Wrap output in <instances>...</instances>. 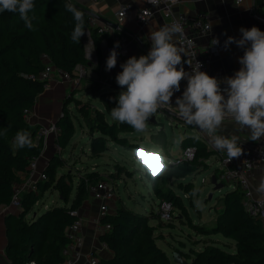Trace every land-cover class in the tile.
<instances>
[{
	"label": "trees",
	"instance_id": "16d2710c",
	"mask_svg": "<svg viewBox=\"0 0 264 264\" xmlns=\"http://www.w3.org/2000/svg\"><path fill=\"white\" fill-rule=\"evenodd\" d=\"M256 1L258 3L259 0ZM66 3L84 13V27L90 28L101 60V41L102 38L108 37V33H100V24L92 25L86 9L77 3L70 0H35V8L29 13L30 16L36 17L33 20L35 31L25 28L24 21L17 13H0V206L11 202L14 185L22 181V173L28 170V163L39 155L42 147L35 142L38 126H32L28 122L24 110L32 109L38 96L45 90L46 81L38 76L44 66L43 56L47 55L55 66L72 74L77 64H86L83 39L78 43L71 39L75 21L72 14L65 9ZM108 41L112 43V38L108 37ZM103 76L109 89L101 91L99 98L104 107L112 109L117 104L113 98L126 89L116 83V76L107 72H104ZM151 120L150 118L151 123L156 122ZM56 125L59 128L55 138L56 144L65 149L75 134L72 115L62 113L56 119ZM24 131L30 133L34 147L18 148L13 145L12 139L18 132ZM100 131V134L92 135L91 150L95 154L107 149L106 136L119 145H124L126 139L119 133L134 129L113 120L107 126H102ZM159 131L161 132L155 143L165 147L167 136L164 130ZM193 137L186 139L184 145L195 146L199 152L197 158L172 166L168 172L169 177L182 179L200 171L201 166L209 167L207 159L212 152L200 142L201 140ZM118 169L122 170L121 166H118ZM46 172L48 178L38 182L39 191L53 187L59 190L63 198L68 197L74 186L66 185L65 175L56 179L55 171L51 167H46ZM88 177V181L84 178L76 184L69 208L49 207L31 222L26 221L24 216L35 202L32 197L36 192H24L20 210L17 213L7 212L5 217L7 254L12 264H29L31 261L35 264H61L65 261L63 249L70 242L65 230L79 217V214L73 215L70 211H79L82 202L90 194L88 182L92 180V174ZM160 178H163L162 173L156 174L152 182L160 200H171L174 205L184 210L185 205L177 193L165 192L160 188ZM221 199L222 209L217 212L213 225L190 223L197 234L205 237V243L203 249L193 250L194 256L189 264H264V225L261 220L245 210L242 188L234 187ZM148 219L149 215L125 204L104 216L103 222L110 223L111 228L102 232L100 239L107 243L114 254L110 259L99 257V264H177L157 245V239L162 235H155L158 227L150 224ZM217 233L231 238L225 245L229 248L235 247V250L222 246L220 240L212 237ZM175 251L184 254L180 248H174L173 253Z\"/></svg>",
	"mask_w": 264,
	"mask_h": 264
},
{
	"label": "rangeland",
	"instance_id": "374dc122",
	"mask_svg": "<svg viewBox=\"0 0 264 264\" xmlns=\"http://www.w3.org/2000/svg\"><path fill=\"white\" fill-rule=\"evenodd\" d=\"M115 75V73L113 74ZM54 81L44 91L48 92L51 110L49 118L54 121L62 113L67 112L73 117L75 123V134L70 144L61 149L55 140L49 142L48 148L43 152L41 147L39 159L44 167H51L55 171V178L65 175L66 185L74 186L71 194L63 198L58 189L50 188L45 191H35L32 197L35 202L31 205L29 212L24 216L26 221L31 222L40 217V215L49 207L62 206L69 208L72 204V198L76 191V184L85 178L89 180L88 175L92 174V180L88 183L91 185L100 179H107L112 182L115 187L116 198L111 201L110 212H113L118 206L125 204L137 211L149 215V223L157 225L155 235H162L157 239V245L164 249L166 253L173 259L174 248L183 250L184 258L189 262L193 258V250H201L204 248L203 235L197 234L191 227V222L200 223L206 226L214 224L215 216L222 209L223 201L221 197L229 190L234 189L233 183L224 182V187L215 189L211 183L213 172L221 173L222 166L218 159L217 150L201 139L199 129L188 125L181 118L168 116L163 110L158 111L151 119L156 122L148 121V128L145 132L140 133L134 131L120 132V136H124L126 144L119 145L116 141L107 138V149L99 154H95L91 150L92 135L100 134L102 126H107L113 121L110 112L100 101L101 91L108 90L109 87L104 82H99L96 78L91 80L89 86L85 83L75 85L69 81H61L58 76H54ZM104 84V85H103ZM49 121V122H51ZM56 121V120H55ZM32 125V124H31ZM36 126V125H32ZM100 128V130H95ZM159 130L167 136V145L164 149L163 156L160 154H146L141 151L137 159L143 160L144 164L156 174H163V178L159 179V186L165 192L177 193L181 201L185 205L183 210L180 206L174 205V217L169 221L161 219L159 214L160 198L155 189L145 183L141 178V173L137 171L136 162L132 158V149L138 148L139 145H158L155 139L159 136ZM158 133V134H157ZM156 134V135H153ZM204 134V133H202ZM201 135V136H200ZM56 138V135H53ZM199 137L198 140L212 152L207 159L208 168H202L198 172L189 174L179 179L175 176L169 177V168L161 170V163L164 158L175 161V158L182 155L185 147L184 141L190 137ZM183 137L180 143H176L178 139ZM193 137V138H194ZM205 138H208L207 136ZM15 137L12 139L13 145ZM211 144V143H210ZM211 146V147H210ZM199 152H195V156L191 161L197 158ZM150 157L154 159L155 165H150ZM29 165V163H28ZM121 166L122 170L118 169ZM147 176L146 173H143ZM186 187V188H185ZM185 188V189H184ZM193 192L196 194L193 195ZM87 200V201H86ZM82 202L87 204L88 208H94L96 205L92 201L89 194L87 199ZM202 201V206L197 207L195 201ZM98 207L96 206V209ZM79 216L80 211H79ZM100 218V211L97 209V220ZM91 224V219L85 221ZM103 218H100L98 225H95L96 242H101L102 250L96 251L100 258L110 259L113 256L112 249L100 239L103 230ZM97 228V229H96ZM213 238L220 240V244L234 251L235 247H227L225 244L231 238L225 237L221 233L213 234ZM99 242V243H100ZM90 252V251H89ZM88 252V253H89ZM87 253V254H88ZM87 264V263H86Z\"/></svg>",
	"mask_w": 264,
	"mask_h": 264
},
{
	"label": "clouds",
	"instance_id": "9594fccd",
	"mask_svg": "<svg viewBox=\"0 0 264 264\" xmlns=\"http://www.w3.org/2000/svg\"><path fill=\"white\" fill-rule=\"evenodd\" d=\"M34 8L35 0H0V13H17L24 21L25 28L32 31L36 30L33 24L36 17L29 13ZM65 9L72 14L75 21L71 39L78 43L86 35L84 13L70 3L65 4ZM239 31L241 37L237 39L229 36L224 42V48L235 44L243 49V56L238 58L241 67L233 76L223 80L201 71L203 65L200 62L196 61L193 67L191 61L183 59L187 53L175 43V38L184 37V29L180 23L174 22L152 31L149 34L151 48L147 55L139 58L132 56L120 65L122 71L115 79L126 90L113 98L117 104L111 109V118L143 133L148 128L149 119L158 111H173L186 124L204 133L216 150L226 152L229 160L239 158L244 154L239 137L221 134L226 119L233 121L238 130H246L252 142L264 138V31L256 26L241 27ZM211 44L219 45V39L213 38ZM118 47L119 42H116L106 59L107 71L117 65ZM184 64L189 65L191 71H186ZM182 80H186L187 84L182 96L176 97L173 107L172 97L175 92L180 91ZM221 84L226 87L222 89ZM196 138L199 139L198 136ZM182 139L183 137L176 143H180ZM14 143L18 148L35 146L30 133L26 131L18 132ZM131 151L137 171L150 187L156 173L150 172L142 158L137 157L141 151L163 156L164 149L160 145L141 144ZM174 163L165 157L161 170ZM143 173L149 175L144 176ZM256 190L264 193V177ZM195 203L197 207L202 206L200 200Z\"/></svg>",
	"mask_w": 264,
	"mask_h": 264
},
{
	"label": "built area",
	"instance_id": "2783aa9c",
	"mask_svg": "<svg viewBox=\"0 0 264 264\" xmlns=\"http://www.w3.org/2000/svg\"><path fill=\"white\" fill-rule=\"evenodd\" d=\"M186 1L196 2L201 0H144L145 5L139 9L135 17V22L138 26L143 28L150 23L155 12L160 10L164 18L167 20V25H171L174 22L180 23L184 29V37L175 38V43L177 47H183L185 49L187 55L183 59L191 61L193 67L196 64V61L200 62L203 65L201 71H205L210 76H212L210 73V66L213 58L220 55L225 49L224 42L229 36L235 37L237 39L238 37L235 35H228L226 36L225 40H222L220 37L214 36L212 34V23L209 19V15L204 10H197L194 16L185 14L177 15L175 13L176 6ZM241 1L242 0H237L238 3ZM131 9L132 5L130 3L121 4L118 10L115 12L118 21H121L127 17ZM252 13L253 17L257 21L264 22V15L256 11H253ZM89 21L92 25H95L97 19L89 16ZM84 29L86 35L81 38L85 43L86 62L89 61L91 64L99 68L96 79L99 82H104L103 73L106 72V59L108 58L115 43L119 42V47L116 49L118 52L117 65L110 70L111 75L119 69L123 57V47L130 44L131 40L127 35H113V42L105 43L104 51H101L102 59L100 60L99 54L95 48V41L90 28L84 27ZM108 29L112 30L113 27L100 24L98 31L100 33H104L107 32ZM200 36L208 38V42L204 47L198 42V37ZM213 38L219 39V45L213 46L211 44ZM132 40L138 44H142V39L138 35L133 36ZM43 58L44 66L39 72L38 76L40 79L46 81L45 89L52 84L55 74L59 75L62 80H68L75 85L80 84L81 80L86 75L87 63L77 64L72 74L55 66V64L47 55H44ZM184 68L186 71H191V68L187 64H184ZM186 84V80H182L180 89H185ZM224 87H226V85L221 84V88L223 89ZM31 110L32 109L28 108L24 110L27 120L31 114ZM58 131L59 128L57 127L55 121H51L47 124H40L38 125V129L36 131L35 142L40 144L44 150L47 147L48 137H50V135H57ZM205 142L209 145H212L210 144L211 142L209 138H206ZM240 144L244 149V154L239 158H234L232 160L228 159L226 152L217 150L218 159L220 160L222 170L220 174H218L216 171L213 172V175H216L218 181L223 183H233L234 187L240 186L244 193L243 202L245 210L250 215L261 220L264 225V193H260L256 190L259 186V183L257 182V178L254 176V172H259V174L264 177V138H262L260 141L252 142L251 147H247V145L242 142H240ZM195 152V146L184 147L182 155L175 158V164H179L184 161H191L195 156ZM38 157L39 156H36L30 160L28 170L25 173H22V181L14 185L11 202L4 205H7L11 209L14 208L20 210L22 204V195L24 192L39 191L38 182L40 180H46L48 176L46 167H40V159ZM89 191L91 196L99 201L100 218H103L110 212L111 201L116 198L115 187L113 186L112 182L108 181L107 179H100L90 185ZM173 207L174 205L171 200H160L158 212L162 220L169 221L174 217ZM70 213L73 215L79 214V211L71 210ZM100 218L97 219V225ZM82 224V217L79 216L71 225L66 228L65 232L70 238V242L63 249L65 261L61 264H78L84 258V256H86L88 264H99V257L95 252H89L87 255H85L82 251L84 244V239L82 235H80ZM110 228V223L103 224L104 231H107ZM104 245L107 246V243L104 242ZM29 264H35V262L31 261Z\"/></svg>",
	"mask_w": 264,
	"mask_h": 264
},
{
	"label": "crops",
	"instance_id": "0c3cea01",
	"mask_svg": "<svg viewBox=\"0 0 264 264\" xmlns=\"http://www.w3.org/2000/svg\"><path fill=\"white\" fill-rule=\"evenodd\" d=\"M74 3L79 4L86 10L96 12L117 24V27H113L112 30L108 29V37L112 38L113 35L122 36L127 35L130 38V44L123 47V57L121 64L125 63L126 60L132 56L139 58L141 55H147L148 51L151 48V41L149 40V34L152 31L158 30L160 27L167 25V20L164 18L162 12L157 10L151 19L150 23L145 27L141 28L135 22V17L141 7L145 5L144 0H70ZM123 3H130L132 9L130 10L127 17L123 20L118 21L116 18L115 12L118 10L119 6ZM197 10H204L208 13L209 19L212 23V34L214 36L220 37L222 40H225L228 35H235L238 39L241 37L239 29L241 27L251 28L253 26L258 27L261 31H264V22H259L253 17V11H256L264 15V0H259L258 3L256 0H242L237 2V0H201V1H186L176 6L175 13L185 14L189 16H194ZM103 24L98 20L95 25ZM105 25V24H104ZM226 33V35H225ZM138 35L142 39V44L134 42L133 36ZM108 37L102 38L101 47L102 52L105 48V43H109ZM198 42L201 46H205L208 42L207 37H198ZM244 51L241 48H238L235 44L229 45L227 49H224L222 53L213 58V61L210 66V73L212 76L217 77L219 80H223L225 77H231L236 71H238L241 65L238 62V58L243 56ZM86 75L81 80L80 84L85 83L86 86H89L91 80L95 79L98 75L99 68L91 64L89 61L86 62ZM120 64V65H121ZM122 71V68L119 66V69L115 71V75ZM106 72L111 74L110 71ZM113 73V72H112ZM113 73V74H114ZM112 74V75H113ZM61 81L59 75L56 74ZM54 82H57L56 80ZM70 82V81H69ZM184 89H180L179 92H175L172 97L173 107H175L176 97L182 96ZM49 96L47 91H43L37 98L34 107L31 110V114L28 118V122L32 125L47 124L50 120V110L51 105L48 104ZM56 120V119H55ZM54 120V121H55ZM56 122V121H55ZM224 135H236L239 137V141L246 144L247 147H251L252 141L249 138V133L246 130H238V126L235 125L230 119L224 121L222 133ZM202 135V136H201ZM201 139L205 142V134L201 133ZM55 140L53 135H50L47 139V147L43 152L48 148L49 142ZM41 163V161H40ZM41 165V164H40ZM150 165L154 166L155 161L150 157ZM43 168L44 166H40ZM254 176L257 178V182L260 184L261 174L259 172H254ZM256 180V179H255ZM87 201V200H86ZM85 201V202H86ZM92 201L96 205L94 208H88L87 204H83L79 209L80 215L82 217V228L80 230V235L84 239V244L82 251L85 255L90 252H98L101 248V242H96L95 236L98 235V232L95 231V225H97V209H99V201L92 197ZM96 206L98 207L96 209ZM6 207V208H5ZM5 209V210H4ZM116 210V209H115ZM18 212L19 210L10 208L7 205L0 206V264H12L11 260L7 254V236H6V222L5 217L7 212ZM114 212V211H113ZM91 219V224L86 223L85 221ZM97 229V228H96ZM100 250V251H101ZM98 256V254H97ZM99 257V256H98ZM88 264L86 256L78 264Z\"/></svg>",
	"mask_w": 264,
	"mask_h": 264
},
{
	"label": "water",
	"instance_id": "95a60500",
	"mask_svg": "<svg viewBox=\"0 0 264 264\" xmlns=\"http://www.w3.org/2000/svg\"><path fill=\"white\" fill-rule=\"evenodd\" d=\"M86 12L88 13V15L97 19L100 23H103V24L111 26V27H117V24L114 21H112V20H110V19H108V18H106V17H104V16H102L96 12H93L90 10H86ZM163 111L172 115L173 117L179 118L178 115H176L175 112H173V111H169V110H163ZM152 120L154 121V119H152ZM211 183L214 185L215 189H221L224 187V183L221 181H218L216 175L211 176ZM173 260L177 264H189V262L178 251H175L173 253Z\"/></svg>",
	"mask_w": 264,
	"mask_h": 264
}]
</instances>
